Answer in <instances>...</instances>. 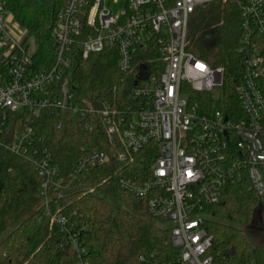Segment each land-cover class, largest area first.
Masks as SVG:
<instances>
[{
  "label": "built area",
  "instance_id": "1",
  "mask_svg": "<svg viewBox=\"0 0 264 264\" xmlns=\"http://www.w3.org/2000/svg\"><path fill=\"white\" fill-rule=\"evenodd\" d=\"M112 1L65 0L52 32L54 62L39 67L28 31L0 0V195L4 154L28 161L44 180V216L67 234L74 264H92L78 224L52 212L51 203L71 185L96 193L84 185L94 171L147 150L157 156L149 180L121 177L118 184L143 200L150 219L169 225L172 253L140 261L215 264L206 220L229 184L247 179L264 217V0H127L119 13ZM213 2L240 11L242 77L235 85L238 106L231 108L223 102L226 69L196 55L189 37L192 14ZM110 47L120 72L134 76L129 101L123 108L109 101L78 104L76 61ZM142 66L150 74L146 80L138 78ZM66 112L82 117L85 130L100 126L124 152L83 147L65 177L43 129L46 123L61 129Z\"/></svg>",
  "mask_w": 264,
  "mask_h": 264
},
{
  "label": "trees",
  "instance_id": "2",
  "mask_svg": "<svg viewBox=\"0 0 264 264\" xmlns=\"http://www.w3.org/2000/svg\"><path fill=\"white\" fill-rule=\"evenodd\" d=\"M3 1L29 37L34 38L37 65H51L55 55L52 32L65 0ZM241 36L240 11L229 2L206 4L191 16L192 51L213 67L226 69L223 102L230 108L238 106L235 85L242 77V58L238 54ZM72 79L77 103L83 106L88 103L99 106L109 101L123 108L135 85L133 75L120 72L114 47L87 60L78 59ZM201 100L215 102L210 95H202ZM65 117L61 129L49 123L43 129L49 131V147L65 177L71 173L83 147L124 152L118 139L117 143H110L100 126L94 124L85 130L82 117L71 112H66ZM4 156L0 264H74L76 258L67 234L44 216L39 192L44 180L25 159L9 153ZM156 158V154L147 150L128 155L126 162L98 169L84 182L85 186L94 187L96 193L71 185L60 199L52 201V212L60 211L78 224L80 242L87 248V259L92 264H144L140 261L142 256L150 260L155 255L159 260L172 253L169 229L154 223L147 216L143 200L118 184L121 177L140 183L148 181ZM257 214L262 215L261 201L247 179L225 188L221 200L208 209L206 220L214 236L215 264H264V239L253 245L242 229L250 226Z\"/></svg>",
  "mask_w": 264,
  "mask_h": 264
},
{
  "label": "rangeland",
  "instance_id": "3",
  "mask_svg": "<svg viewBox=\"0 0 264 264\" xmlns=\"http://www.w3.org/2000/svg\"><path fill=\"white\" fill-rule=\"evenodd\" d=\"M126 3L127 0H113L112 5L114 11L116 13L124 11L126 9ZM29 44H30V48H29L30 52L36 50V43L34 38L29 39ZM84 189L87 190L86 188ZM154 223H156L161 227H166V228L169 227L168 224H164L157 220H155ZM242 229L244 230L248 240L253 245H258L264 239V217L260 214H257L255 216L254 222L250 226L242 227Z\"/></svg>",
  "mask_w": 264,
  "mask_h": 264
},
{
  "label": "water",
  "instance_id": "4",
  "mask_svg": "<svg viewBox=\"0 0 264 264\" xmlns=\"http://www.w3.org/2000/svg\"><path fill=\"white\" fill-rule=\"evenodd\" d=\"M150 76V74L147 71V68L145 66H142V68L140 69V75H139V79L140 80H146L148 79Z\"/></svg>",
  "mask_w": 264,
  "mask_h": 264
}]
</instances>
